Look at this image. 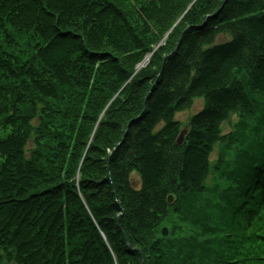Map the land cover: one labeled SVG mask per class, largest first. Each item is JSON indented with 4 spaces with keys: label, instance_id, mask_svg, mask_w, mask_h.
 Listing matches in <instances>:
<instances>
[{
    "label": "trees",
    "instance_id": "16d2710c",
    "mask_svg": "<svg viewBox=\"0 0 264 264\" xmlns=\"http://www.w3.org/2000/svg\"><path fill=\"white\" fill-rule=\"evenodd\" d=\"M0 132V264H264V0H0Z\"/></svg>",
    "mask_w": 264,
    "mask_h": 264
},
{
    "label": "rangeland",
    "instance_id": "374dc122",
    "mask_svg": "<svg viewBox=\"0 0 264 264\" xmlns=\"http://www.w3.org/2000/svg\"><path fill=\"white\" fill-rule=\"evenodd\" d=\"M219 40H224V38H220ZM163 41H164V39L161 40V44H163ZM145 60H147V58ZM141 65H139V67H141ZM202 105H203L202 99L195 98L192 101L191 105L187 109H185L183 111H180V112H178V113L175 114V119L179 120L181 123L184 124L186 122V120L188 119V117H190V115H192L193 113H195L196 111H198ZM237 120H238V116L237 115H235V114L230 115L229 116V120L227 122H225L223 124V126H222L223 132H225V133L228 132L232 128L233 124L235 122H237ZM3 134H4L3 132H0V137ZM216 153H217V148H215V150L213 152L212 161L217 160ZM214 180H216L215 177H213V175H211L206 180V183H207L206 186H208V187L210 186L211 187V185H213V183H214ZM178 224H180L182 226V228L185 229L186 226L183 225L180 221H178ZM165 228L167 229V232H168V227L166 226Z\"/></svg>",
    "mask_w": 264,
    "mask_h": 264
},
{
    "label": "water",
    "instance_id": "95a60500",
    "mask_svg": "<svg viewBox=\"0 0 264 264\" xmlns=\"http://www.w3.org/2000/svg\"><path fill=\"white\" fill-rule=\"evenodd\" d=\"M141 65V64H140ZM185 130H186V127L183 128V130L179 133V136L177 138V143L178 144H181L182 143V140H183V135L185 133ZM163 234L165 235L166 234V231L165 229L163 230Z\"/></svg>",
    "mask_w": 264,
    "mask_h": 264
}]
</instances>
